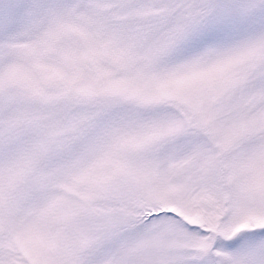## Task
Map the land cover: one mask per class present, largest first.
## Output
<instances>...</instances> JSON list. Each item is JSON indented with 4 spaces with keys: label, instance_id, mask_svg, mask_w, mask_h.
Listing matches in <instances>:
<instances>
[{
    "label": "snow or ice",
    "instance_id": "obj_1",
    "mask_svg": "<svg viewBox=\"0 0 264 264\" xmlns=\"http://www.w3.org/2000/svg\"><path fill=\"white\" fill-rule=\"evenodd\" d=\"M0 264H264V0H0Z\"/></svg>",
    "mask_w": 264,
    "mask_h": 264
}]
</instances>
